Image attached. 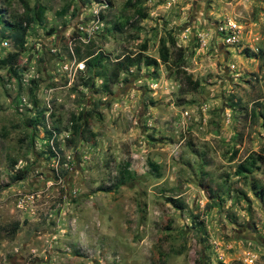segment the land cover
<instances>
[{
  "label": "rangeland",
  "instance_id": "1",
  "mask_svg": "<svg viewBox=\"0 0 264 264\" xmlns=\"http://www.w3.org/2000/svg\"><path fill=\"white\" fill-rule=\"evenodd\" d=\"M126 2L0 0V264H264V0Z\"/></svg>",
  "mask_w": 264,
  "mask_h": 264
},
{
  "label": "trees",
  "instance_id": "2",
  "mask_svg": "<svg viewBox=\"0 0 264 264\" xmlns=\"http://www.w3.org/2000/svg\"><path fill=\"white\" fill-rule=\"evenodd\" d=\"M139 1L140 0H127V2L125 3L126 6L131 5L132 8L136 9L135 12H139L137 9L138 5H139ZM44 10L42 9L40 11V18L41 16H43ZM138 14V13H137ZM6 28H10V29H14L16 30V39L15 41L17 42V46L19 48H22L25 44V34H26V27H23V20H19L18 23L16 25L13 24H6L5 25ZM145 47H143L142 51H145ZM91 57V56H90ZM17 55L13 54L10 55V57L8 59L2 60V65L7 67V71L9 72L10 75L16 77L17 76V70L13 67V65L15 64ZM102 54H97L93 57H91L89 60L85 61V67L90 70L93 69L95 66H98L101 61H102ZM261 61L262 64H264V52H261L259 57H258ZM169 59V54H168V50L165 46L162 45V47L160 48V60L162 61V63H167ZM141 55L138 54L134 57L130 56V55H126V56H122L121 58H117L116 61L114 62L112 68H111V72H110V81L111 83H115L118 79L119 76L122 72H127L129 71V69L131 67H138L139 64L141 63ZM144 63L146 65H156L157 63L155 62H149L147 60L144 61ZM77 130V129H76ZM256 163V159L250 158L248 160H246L243 164H239L236 170V174L238 176H242L246 173H253L254 169H256L257 167H255ZM128 174V173H127ZM103 190V189H102ZM104 191H108L109 189H104ZM175 204H178L177 201H175ZM18 228V225L15 224L14 226H12L10 228V230L8 231V233L11 235V237L15 234L16 230Z\"/></svg>",
  "mask_w": 264,
  "mask_h": 264
}]
</instances>
